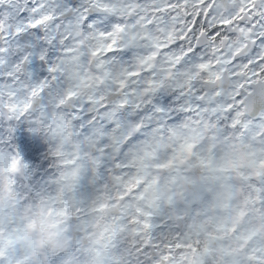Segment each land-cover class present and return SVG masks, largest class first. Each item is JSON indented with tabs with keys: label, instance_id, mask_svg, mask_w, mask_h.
<instances>
[{
	"label": "snow or ice",
	"instance_id": "snow-or-ice-1",
	"mask_svg": "<svg viewBox=\"0 0 264 264\" xmlns=\"http://www.w3.org/2000/svg\"><path fill=\"white\" fill-rule=\"evenodd\" d=\"M241 152L264 229V0H0V194L19 193L0 206V264L95 260L109 175L138 183L123 198L143 203L118 224L139 215L153 241L129 264H264V231L235 198ZM45 226L75 247L51 249ZM104 243L103 264H125Z\"/></svg>",
	"mask_w": 264,
	"mask_h": 264
},
{
	"label": "flooded vegetation",
	"instance_id": "flooded-vegetation-1",
	"mask_svg": "<svg viewBox=\"0 0 264 264\" xmlns=\"http://www.w3.org/2000/svg\"><path fill=\"white\" fill-rule=\"evenodd\" d=\"M234 135L237 136V139L233 140V144H235L236 151L239 152V142H238L239 134H234ZM208 139H212V137L209 136ZM244 163H245V158L243 153L241 152L238 161H236V164L234 165L231 163L232 180L237 185L235 192V198L237 204H239L242 211L250 213V212H254V210L249 204V197L245 194V189L239 186V172L237 171V167H236V165L243 166ZM0 174H1L0 185H6L7 184L6 177L4 176L3 173ZM162 175H163L162 173H157V179H159ZM184 175L192 176L194 179L199 180V178L197 179L195 177V174L192 173L191 169H186ZM137 187H138L137 182L130 181L127 184V191L122 192V190L117 189L115 186L111 184V176L109 175L108 181L103 187L100 197L103 202V207L98 212H94L92 214V228L96 237L95 243L100 245V248L97 250L98 255L95 260H85L84 257L81 256L80 257L81 264H103L104 256L107 254L108 251H111L113 248V246L106 245L104 243V235L106 234H111L114 247L120 250L119 258L125 261V264H129V261L131 259L126 251L127 248L142 246L145 241H147L149 244L153 242L149 238L148 230L143 228V225L144 223H146V221L141 216L137 215L136 220L130 223L123 225L118 224L117 215L119 213L124 212L129 207L135 209L138 207V205L143 203L136 199L123 198V197L132 196L133 190L136 189ZM184 188L185 186L182 181L181 191H183ZM213 190L217 194L226 191V189L223 187L222 184H217ZM18 195L19 193L15 191L11 193L5 191L4 193L0 194V206H5L9 203L15 205ZM177 203L179 204L182 203L180 201L179 194H177ZM26 207L30 212H35L34 206L32 205L31 202H29L26 205ZM256 208L258 211H261L259 209V206H257ZM172 215L173 218H175V212H173ZM234 219L237 222H239L243 219V217L239 216L238 214H234ZM186 223L191 224L192 221L189 220L186 221ZM200 223L204 226V228L212 227V221L210 219L202 218ZM175 230L176 229L173 228V232H175ZM262 231H264V229ZM43 236L45 243L48 244V246L51 249L59 253H65L70 248L75 247L71 237L68 238L62 237L58 232L53 230L50 226H45ZM169 236L170 233H168V235L167 233H165L163 237H157V242H159L161 239H170ZM193 240L199 241L200 247L202 246H204V248L208 247L206 246L208 245L207 240L206 241L198 240V236L195 235H193ZM230 243L235 244L234 242H230ZM80 247L81 248L84 247L83 242H81ZM188 251H189L188 249H185V252ZM77 254L79 255V253ZM141 260H143L142 257Z\"/></svg>",
	"mask_w": 264,
	"mask_h": 264
},
{
	"label": "rangeland",
	"instance_id": "rangeland-1",
	"mask_svg": "<svg viewBox=\"0 0 264 264\" xmlns=\"http://www.w3.org/2000/svg\"><path fill=\"white\" fill-rule=\"evenodd\" d=\"M235 145V144H234ZM229 162H231L232 164H233V162L232 161H229ZM231 163H229V167L231 168ZM1 175V174H0ZM1 178V177H0ZM179 204V203H178ZM257 206H258V203H257ZM256 206V207H257ZM250 213H252L253 214V216H254V218H255V220H256V226H257V229L259 230V231H262L263 229H261V226H260V223H259V220H260V215H261V211H258L257 210V208H255V210H254V212H250Z\"/></svg>",
	"mask_w": 264,
	"mask_h": 264
},
{
	"label": "trees",
	"instance_id": "trees-1",
	"mask_svg": "<svg viewBox=\"0 0 264 264\" xmlns=\"http://www.w3.org/2000/svg\"><path fill=\"white\" fill-rule=\"evenodd\" d=\"M167 235H168V233H167ZM169 238H170V239H174V236H173L172 233H170ZM198 240H205V241H206V239L203 238V237H198ZM206 246H208V245H206ZM231 246H232V247H236V245H235V244H232V243H231ZM200 248H201V250H202V249L204 248V246H202V247H200Z\"/></svg>",
	"mask_w": 264,
	"mask_h": 264
},
{
	"label": "water",
	"instance_id": "water-1",
	"mask_svg": "<svg viewBox=\"0 0 264 264\" xmlns=\"http://www.w3.org/2000/svg\"><path fill=\"white\" fill-rule=\"evenodd\" d=\"M191 171H192V173L195 174V177H196L197 179L200 177V175H201L200 172H198V171H193L192 169H191Z\"/></svg>",
	"mask_w": 264,
	"mask_h": 264
}]
</instances>
